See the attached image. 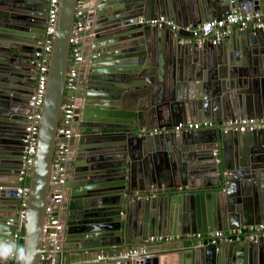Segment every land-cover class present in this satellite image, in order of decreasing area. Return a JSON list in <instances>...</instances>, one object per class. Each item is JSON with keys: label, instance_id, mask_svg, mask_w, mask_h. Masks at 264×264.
Segmentation results:
<instances>
[{"label": "water", "instance_id": "obj_1", "mask_svg": "<svg viewBox=\"0 0 264 264\" xmlns=\"http://www.w3.org/2000/svg\"><path fill=\"white\" fill-rule=\"evenodd\" d=\"M97 1L96 54L65 93L78 0H59L19 218L34 53L46 21L41 0H0V264H264V238L199 244L196 237L264 224V130L175 131L197 121L264 117V29H233L215 46L180 42L187 24L225 18L235 7L264 14V0ZM159 15L178 31L148 24ZM64 93L80 106L67 141L64 209L56 206L64 229L49 242L46 206ZM152 236H187L194 245L147 243Z\"/></svg>", "mask_w": 264, "mask_h": 264}, {"label": "built area", "instance_id": "obj_2", "mask_svg": "<svg viewBox=\"0 0 264 264\" xmlns=\"http://www.w3.org/2000/svg\"><path fill=\"white\" fill-rule=\"evenodd\" d=\"M89 3L87 0H78L77 9L74 17V25L69 39L70 54L67 74L65 78L64 92L74 91L79 83L78 68L84 62L83 56V33L86 30L88 17L86 14L87 9L84 4ZM59 0H48L47 15H46V29L40 41L38 50L35 51L34 57L37 58V75L36 85L33 94L29 100V106L32 112L28 116V122L24 129V150L22 158V167L19 172L20 185L16 188V197L19 200V218L24 214L26 206V198L29 192L28 180L29 172L34 162V155L37 145L38 124L41 118L39 110L42 107L47 73L48 61L52 50V36L55 32L57 16H58ZM92 14V13H91ZM148 24L157 30L169 29L173 32L178 31V27L168 20L164 15H159L150 21ZM262 30L264 29V14L259 11H246L243 14L238 7L231 10V13L222 19H211L203 24L193 28L191 26L182 27L183 33L190 34L192 38L189 40H180L181 43L193 42L198 46L210 43L211 45L219 44L227 34L233 29ZM64 93L60 116L58 121V128L56 131L57 140L52 162V173L50 176V185L53 187L48 198L46 206L45 230L52 229L53 232L49 233L46 237L47 241L53 242L56 239V232L62 230V225L57 219L56 206L63 200L62 185L67 176V166L69 163L70 152L68 150L67 141L73 136V119L77 109L80 106V100L76 96L66 95ZM216 128L222 133L228 132H246L264 130V117L258 119L251 118H236L229 119L223 122L201 121L189 124H178L175 131H196L208 130ZM217 154V151H215ZM46 234V232H45ZM195 237V236H194ZM200 243L219 244L222 242L244 241V242H258L264 238V224H256L244 226L239 229L217 230L205 235L196 236ZM17 239V235H15ZM173 236H152L148 239L149 244L168 243L173 240ZM141 252L146 254L142 249ZM135 253V251H129Z\"/></svg>", "mask_w": 264, "mask_h": 264}, {"label": "crops", "instance_id": "obj_3", "mask_svg": "<svg viewBox=\"0 0 264 264\" xmlns=\"http://www.w3.org/2000/svg\"><path fill=\"white\" fill-rule=\"evenodd\" d=\"M87 1H89V0H87ZM106 1H110V0H106ZM114 2V0L112 1V2H109L108 3V5H110V6H113V3ZM92 3V4H91ZM98 1L97 0H90L89 1V3H87V4H84L85 5V8L87 9V13H88V15H90L91 16V13H95V10H96V8H97V5H98ZM94 4V5H93ZM89 10V11H88ZM88 25H89V29L91 30V32H88V33H83V35H84V37H83V40H82V47H83V56H84V62H83V64H82V67L83 68H85V70H87V67H88V63H89V61H88V55H91V54H96V53H94V47L93 46H95V45H98V43L100 42V41H97V39H94V37H95V35L93 34V32L92 31H94V28H95V26L98 24V23H95V22H97V17H95V15L93 16H91V17H88ZM187 21V20H186ZM190 23V22H189ZM188 26H190L191 24H187ZM186 27V26H185ZM87 29V28H86ZM183 32V31H182ZM231 32V31H230ZM229 32V33H230ZM184 34V37H182V41H184V40H189V41H191V37H190V34H188V33H183ZM228 35V34H227ZM102 38V37H101ZM225 39H226V36L224 37V39H223V43H224V41H225ZM180 40H181V38H180ZM185 43H188V42H185ZM213 46H215V45H213ZM160 77L158 76V79H159ZM158 81H160V80H158ZM154 83H153V87H156V86H158L157 85V81H153ZM208 121H211V120H208ZM197 122H200V121H197ZM215 122V121H214ZM62 191H63V200L61 201V203L62 202H65V200H66V190L65 189H62ZM61 203L59 204V205H61ZM56 209V208H55ZM61 209H64V206H63V203H62V205H61ZM57 212L59 213V210L57 209ZM57 217H59V214H58V216ZM59 222H60V218H59ZM63 222L61 221V225H62V230L64 229V225L62 224ZM168 237V236H167ZM189 239H191V237L189 238V237H174V239L173 240H171L170 242H168V243H162V245L163 244H165L164 246H166V245H169V244H172V245H175V244H182V242H184V245L186 246V247H189V246H193L194 244L192 243V242H190L189 241ZM20 245V244H19ZM145 246V245H144ZM157 247H159V245L157 246ZM156 247V248H157ZM20 249H19V247H18V249H17V251H16V258H19L20 257ZM16 259H14L13 261H11V264H14V261H15Z\"/></svg>", "mask_w": 264, "mask_h": 264}, {"label": "flooded vegetation", "instance_id": "obj_4", "mask_svg": "<svg viewBox=\"0 0 264 264\" xmlns=\"http://www.w3.org/2000/svg\"><path fill=\"white\" fill-rule=\"evenodd\" d=\"M47 6H48V0H41L39 9H40V14L41 15H45L44 18H43V20H45V21H46V15H47ZM73 132H74V128H73ZM72 155H74V154H72ZM70 162H71V158H69V163H68V166H67V176L64 179V183H65L66 178L69 177L70 174H71V172H70L71 171Z\"/></svg>", "mask_w": 264, "mask_h": 264}, {"label": "rangeland", "instance_id": "obj_5", "mask_svg": "<svg viewBox=\"0 0 264 264\" xmlns=\"http://www.w3.org/2000/svg\"><path fill=\"white\" fill-rule=\"evenodd\" d=\"M19 249L22 251V248H21V243H20V245H19ZM20 254H21V252H20Z\"/></svg>", "mask_w": 264, "mask_h": 264}, {"label": "clouds", "instance_id": "obj_6", "mask_svg": "<svg viewBox=\"0 0 264 264\" xmlns=\"http://www.w3.org/2000/svg\"><path fill=\"white\" fill-rule=\"evenodd\" d=\"M86 13H87V11H86ZM74 25V24H73ZM80 100V99H79Z\"/></svg>", "mask_w": 264, "mask_h": 264}, {"label": "bare ground", "instance_id": "obj_7", "mask_svg": "<svg viewBox=\"0 0 264 264\" xmlns=\"http://www.w3.org/2000/svg\"><path fill=\"white\" fill-rule=\"evenodd\" d=\"M92 4V3H91ZM89 11V10H88ZM61 223V222H60Z\"/></svg>", "mask_w": 264, "mask_h": 264}, {"label": "trees", "instance_id": "obj_8", "mask_svg": "<svg viewBox=\"0 0 264 264\" xmlns=\"http://www.w3.org/2000/svg\"><path fill=\"white\" fill-rule=\"evenodd\" d=\"M21 252V251H20Z\"/></svg>", "mask_w": 264, "mask_h": 264}]
</instances>
